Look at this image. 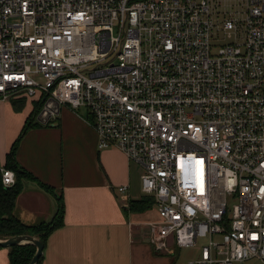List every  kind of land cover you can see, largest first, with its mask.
I'll return each instance as SVG.
<instances>
[{"label": "built area", "instance_id": "1", "mask_svg": "<svg viewBox=\"0 0 264 264\" xmlns=\"http://www.w3.org/2000/svg\"><path fill=\"white\" fill-rule=\"evenodd\" d=\"M13 99L44 125L84 107L98 147L143 167L157 252L264 264V0H0Z\"/></svg>", "mask_w": 264, "mask_h": 264}, {"label": "crops", "instance_id": "2", "mask_svg": "<svg viewBox=\"0 0 264 264\" xmlns=\"http://www.w3.org/2000/svg\"><path fill=\"white\" fill-rule=\"evenodd\" d=\"M11 101L0 105V122L13 121L0 136V168L36 106L30 100L32 109L17 113ZM16 156L23 168L55 189L52 195L36 181L25 180L16 216L26 224L49 222L58 197L65 205L64 225L49 236L42 264H179L173 254L163 257L154 250L140 229V224L155 219L151 210H126V202L144 195L143 167L118 147H98L87 110L63 107L54 123L40 124L25 134ZM120 186H127L126 193L119 191ZM0 264H9V247H0Z\"/></svg>", "mask_w": 264, "mask_h": 264}, {"label": "trees", "instance_id": "3", "mask_svg": "<svg viewBox=\"0 0 264 264\" xmlns=\"http://www.w3.org/2000/svg\"><path fill=\"white\" fill-rule=\"evenodd\" d=\"M12 104L16 110L21 109L26 100L13 99ZM38 113L36 105L28 115L18 138L13 142L10 151L7 153L6 162L3 168L12 169L16 174V182L12 186H5L2 182V173L0 168V239H8L12 236L21 234L36 235L44 242V248L49 236L58 228L64 225L65 205L62 197L57 198V210L53 219L49 222H40L36 224H26L15 214L17 197L24 189V181L31 179L45 192L55 195L53 186L38 180L33 173L23 168L17 160V149L25 134L33 127L40 124L35 120ZM155 198L152 195L144 194L139 199H132L128 202L126 210L128 213H139L143 210L152 209L155 206ZM37 247L32 243L18 244L9 247V264H30ZM43 254L38 264H42Z\"/></svg>", "mask_w": 264, "mask_h": 264}, {"label": "rangeland", "instance_id": "4", "mask_svg": "<svg viewBox=\"0 0 264 264\" xmlns=\"http://www.w3.org/2000/svg\"><path fill=\"white\" fill-rule=\"evenodd\" d=\"M31 109H32V102L30 100H27L25 102L24 106L21 109L16 110V112L17 113H20V112L27 111V110H31ZM80 111H81V113H84L86 111V109L84 107H82L80 109ZM12 124H13V121L12 120H9L7 122L6 121L0 122V136H4L5 135V132H6V129L9 126H11ZM149 210H151V212L154 214V218L155 219H151L148 222H145V223L140 224V229H143L145 231L146 235H148L149 236V239H150V233H151V227H152L150 225V223L155 222L160 217H159V214H158V210H157V208L155 206L152 209H149ZM149 210H143L142 212H147ZM139 213H141V212H139ZM199 246H201V242L200 241L194 247L176 248V249L173 250V252L171 254H169V253H163L161 256L168 257L166 255H172L173 254V257H172L173 258V261H175V262L176 261H179V264H187V261L189 259L196 258L199 255ZM169 261H170V259H169ZM236 264H240V263H236ZM242 264H263V263L260 260L254 258V259H251V260L244 261Z\"/></svg>", "mask_w": 264, "mask_h": 264}, {"label": "water", "instance_id": "5", "mask_svg": "<svg viewBox=\"0 0 264 264\" xmlns=\"http://www.w3.org/2000/svg\"><path fill=\"white\" fill-rule=\"evenodd\" d=\"M32 243L37 247V252L34 255L30 264H38L44 250V242L36 235L21 234L12 236L8 239H0V247H10L18 244Z\"/></svg>", "mask_w": 264, "mask_h": 264}]
</instances>
